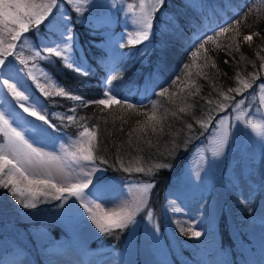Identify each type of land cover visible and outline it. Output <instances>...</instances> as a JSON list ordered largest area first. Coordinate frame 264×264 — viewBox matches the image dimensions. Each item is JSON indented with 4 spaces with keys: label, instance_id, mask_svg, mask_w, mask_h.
Here are the masks:
<instances>
[{
    "label": "trees",
    "instance_id": "trees-1",
    "mask_svg": "<svg viewBox=\"0 0 264 264\" xmlns=\"http://www.w3.org/2000/svg\"><path fill=\"white\" fill-rule=\"evenodd\" d=\"M92 1L89 0L83 16L80 17L86 21L83 24L76 23L78 14L74 11L73 5L68 4L67 0L64 4L71 14L75 35L79 40L78 56L84 60L83 66L88 68L90 74L74 72L64 67L61 60L56 57L51 58L55 61L54 65L40 63L44 64L57 81L71 86L87 100L99 97L105 86V78L114 76L113 84L119 86V92L126 95L131 102L142 103L144 105L142 112L151 113L152 101H156L158 115L163 114L167 108L170 112H177L180 119L169 113L164 122L162 135L153 134L151 130H148L147 135L138 141L137 138L141 134L136 132L132 134L131 146H129V132L137 127L136 121L145 120V116L132 114L128 122L122 124L120 117L125 114L115 106L104 108L103 112L96 106L79 109L78 116L92 118L86 121L89 126L97 122V117L103 116L108 121L107 124L101 121L98 131L101 132L102 139L105 141V150L99 154L104 155L109 160V164L100 165L97 160V166L104 168L105 171H100L96 179L114 182L116 188L150 181L154 187L148 196L146 208L137 215L136 222L129 224L127 228L116 230L112 234L97 232L80 245L76 231L80 230L83 224L81 221L88 216L87 212L66 210L67 204L63 208L57 207L60 201L55 200L50 203H38L36 208H24L16 202L8 189L0 188V264H54V259L66 261L67 264H109L122 255L130 242L134 247L131 264H142L138 250L142 229L146 223L150 227V237L154 243L161 244L169 264H202V259L198 260L194 255L195 250H201L200 241L193 237L191 232L181 234L177 221L181 223L185 221L174 217L170 210L166 209V204L172 184L174 182L177 184L180 166L195 149L205 148L207 135L215 127V122L220 117L229 115L235 106L234 101H223L218 93H228L229 88L240 87L237 82V73H239V79H248L250 73H258L259 79L253 85V89L243 93L245 106L242 108L250 112L255 108L253 105H257V91L259 85L264 82V71L259 70L260 57L264 56V51H261L264 49V38L254 36L252 42H244L243 35L254 31L264 34V0H251V2L249 0H200L198 6L188 0H165L164 6L160 9L162 13L158 14L160 10L155 13L149 40L135 46L125 42L115 49L117 51L115 55L112 51L108 52L103 28H97L89 23L88 15L95 12ZM237 11L241 15L244 13L248 15L239 26L240 35L236 37L235 43L230 39L234 32H229L217 38V43L224 45V48L216 50L215 44L206 45L210 49L207 55L212 59L207 67H201L205 63V54L202 52L200 56L192 58L191 51L196 49L192 48L189 51L194 34H212L211 30H218L219 25L227 26V22L234 19ZM27 35L29 50H25V55L29 56L31 47L39 44L43 39L44 26L41 25L39 39L31 31ZM147 43L151 49L146 62L138 64L134 60L135 54ZM228 44H232L233 47L231 54L228 53ZM237 44L240 47L239 52L234 50ZM225 60L229 63H224ZM211 63H215L220 72L212 68ZM185 64L189 67L184 68ZM18 66L23 67L19 64ZM198 72L207 73V78L198 76ZM188 73L191 75H187ZM177 76H180V80H176ZM144 80L148 83L149 89L146 96L138 100L137 92L141 90ZM173 81L176 83L173 84ZM196 85H199V92L188 96L190 90L196 91ZM164 87H169V93L165 97L158 96L157 94ZM33 88L41 99H45L35 89V85ZM181 88L184 89L183 92L180 91ZM173 92L177 94L175 97L171 96ZM250 93L254 94L250 95ZM228 94L234 96L235 100L241 99V96L236 95L235 92ZM169 98L175 103L170 102ZM56 99L61 98L56 97ZM207 100L222 102L229 106L225 111H220L216 103L209 105ZM72 103L65 99L62 101L63 107L50 105V109L56 113H66L67 107ZM186 105H192L188 109L191 114L179 113L178 108ZM210 115L214 117L212 123L208 124L206 129L201 128L197 121H206ZM113 122L115 129H113ZM52 123L58 126L55 131L49 129L52 133L49 139L54 142L63 137H76L78 131L82 130L76 124L65 127L67 121L62 124L55 117L52 118ZM187 123L193 125V131L191 140L185 144L183 141L186 138L185 133L188 132ZM105 128L113 129V135L109 136L104 131ZM121 128H123L122 132L119 131ZM177 133H179L178 136ZM173 139H176L179 144L178 150L174 153L170 151ZM149 140L151 147H148L146 143ZM117 145L120 146V154L126 168L143 166L147 169L157 162L168 163L171 167L160 170L153 168L154 175L135 171L126 172L119 165L113 167L116 161ZM137 160L139 164L136 163ZM41 199L44 198L41 197ZM235 206V204L223 202L216 220L214 236L217 239L219 256L223 257L219 264H264V257L256 253L245 232L241 231L239 218L241 213ZM149 211L151 217L147 215ZM227 212L231 214V223L236 226L239 242L249 254L248 261L245 260L246 257L229 232ZM171 241L175 242L176 251L172 248ZM74 254H77L76 261Z\"/></svg>",
    "mask_w": 264,
    "mask_h": 264
},
{
    "label": "snow or ice",
    "instance_id": "snow-or-ice-1",
    "mask_svg": "<svg viewBox=\"0 0 264 264\" xmlns=\"http://www.w3.org/2000/svg\"><path fill=\"white\" fill-rule=\"evenodd\" d=\"M88 2L89 0H67V3L73 5L74 11L78 14L76 23L83 24L86 22L80 17L83 16ZM64 4L65 0H0V137H2L0 140V188L8 189L16 202L24 208H36L38 203H50L55 200L60 201L57 207L63 208L67 204L68 209L66 210L78 211L75 206V202L78 201L80 207L88 213V219L100 233L112 234L116 230H123L129 224L136 222L137 215L146 208L148 196L154 185L150 181L130 185L139 189V195H134L131 200H126L118 208L106 210V207L102 206L103 201L97 195L101 188H97L93 184V177L97 172L105 171L104 168L97 166V160L100 165L109 164V160L104 155L99 154L105 150V141L102 139L101 132L98 131L100 122L107 124L108 121L103 116L97 117V122L89 126L86 121L92 118L78 116V110L96 106L103 112L104 108L115 106L116 109L125 114L120 117L122 124L127 123L132 114L145 116L146 119L137 120V127L129 132V146H131L133 133L139 132L141 134L137 138L138 141L147 135L148 130H151L153 134L162 135L164 122L169 113L177 119L180 117L177 112H170L167 108L163 114L158 115L156 101H152L151 113L142 112L141 109L144 105L131 102L126 95L121 94L118 90L119 86L113 84L114 76L105 78V86L101 95L92 100L85 99L71 86L63 85L57 81L54 75L40 62L54 65L55 61L51 58L56 57L61 60L64 67L79 74H90L88 68L83 66L84 60L78 56L80 52L79 40L75 35L71 14L64 7ZM164 4L165 0H139L135 6L133 4L127 5L130 12H133L134 7L138 8V12H133L132 18L136 30H130L127 34L128 45L135 46L149 40L155 13ZM244 6L247 7V5ZM247 15L248 13L241 15L237 11L234 19L227 22V26L219 25L218 30H211L212 34H194L192 43L189 45V51L192 48L196 50L191 51V57L196 58L203 52L205 63L201 67H207L212 58L207 55L210 49L206 45L215 44L216 50L224 48V45L217 43V38L229 32H234L230 39L235 43L236 37L240 35L239 26ZM41 25L44 26L45 35L39 44L31 47V54L26 56L25 50H29V36L27 34L31 31L39 39ZM254 36L264 38V34L254 31L243 35V41L252 42ZM121 39L123 40L124 37ZM146 47L147 45H145ZM227 49L228 53L231 54L233 51L232 44H228ZM234 50L240 51L238 44ZM143 54L141 52V55ZM10 57L12 59H9ZM260 60L259 70L264 71V56H261ZM17 62L23 67H19ZM30 62L31 66L29 67ZM224 63L227 64L229 61L225 60ZM188 67V64L184 65V68ZM211 67L220 72L215 63H211ZM187 75L190 76L191 74L188 73ZM197 75L204 78L208 76L204 72H198ZM224 75L227 74L224 73ZM257 79H259L257 72L250 73L248 79H239V73H237V82L240 87L229 88L228 93L235 92L236 95L241 96L240 100H235L234 96L225 92L218 94L223 98V101H234L233 112L236 113L234 119L244 122L246 128L250 127L257 136L264 140V116L246 113L242 108L245 106L243 93L253 89ZM176 80H180V76H177ZM172 83L175 84L176 81ZM33 85L45 99H41V96L36 94ZM195 88L196 91L190 90L188 96L199 92V85H196ZM259 88L262 96H264V82L259 85ZM180 91L183 92L184 89L181 88ZM168 93L169 87H164L157 95L165 97ZM252 94L254 93H250V95ZM176 95L175 92L171 94L172 97ZM56 97L61 99L57 100ZM65 99L73 102L67 107L66 113H56L50 109V105L63 107L62 101ZM169 99L170 102L175 103L174 100ZM201 99L204 98L201 97ZM206 102L209 105L216 103L213 100ZM228 106L222 102L216 103V107L220 111H225ZM191 107L192 105L181 106L178 111L179 113L191 114L188 112ZM253 107L256 106L253 105ZM248 116L254 118L248 119ZM53 117L59 119L62 124L67 121L65 127L76 124L82 129L78 131V136L73 139L68 148L62 146L63 156L54 154L52 151H46L42 143L46 137L52 135L49 129L55 131L58 128L52 123ZM213 119L214 117L210 115L206 121L198 120L197 123L200 124L201 128L206 129ZM220 125H224V127L222 138L218 141V147L223 146L229 131V126L225 124V118L218 121L217 126ZM169 127L171 126L169 125ZM186 127L188 132L185 133L186 138L183 141L185 144L192 138L193 125L187 123ZM113 129H115L114 122ZM113 129L105 128L104 131L111 136ZM119 131L122 132L123 128ZM178 135L179 133H177ZM146 143L148 147L152 146L150 140ZM73 148L74 151L71 150ZM178 148L179 144L176 139H173L170 151L174 153ZM212 154L216 156L217 151H213ZM69 156L71 157L70 160L68 159ZM136 163L139 164V160ZM116 165H119L126 172L135 171L146 175H154L153 168L160 170L171 167L168 163L157 162L147 169L143 166L126 168L119 145H117L116 161L112 166L115 167ZM76 168L79 169L78 172L69 171V169ZM72 198L75 199L73 203L69 204ZM147 215L151 217V212L149 211ZM177 226L181 234L191 232L193 237L201 236V232L193 231V226L187 221L183 223L177 221Z\"/></svg>",
    "mask_w": 264,
    "mask_h": 264
},
{
    "label": "rangeland",
    "instance_id": "rangeland-1",
    "mask_svg": "<svg viewBox=\"0 0 264 264\" xmlns=\"http://www.w3.org/2000/svg\"><path fill=\"white\" fill-rule=\"evenodd\" d=\"M188 1L197 6L200 2V0ZM91 3L95 12L88 15L89 21L95 27L103 28L108 52L112 51L115 55L114 53L117 52L115 49L127 42L128 32L136 30L132 18L133 12H138V8L134 7L133 12H130L127 5L135 6L139 0H93ZM161 13L160 10L158 14ZM118 26L119 28H116ZM121 37L124 39L122 40ZM145 45H147L146 48ZM145 45L135 54L134 60L138 64L146 62L151 49L148 43ZM141 52L144 54L141 55ZM148 89L149 85L144 80L141 90L137 92V99L140 100L146 96ZM257 94L256 107L250 112L243 110L246 113L264 116V96L260 88ZM235 115L232 109L229 115L220 117L207 135L205 148L195 149L180 166L177 184L175 182L172 184L166 204V209H169L174 217L187 221L193 226V231L201 232V236L196 237L200 241L201 250H195L194 255L198 260L202 259V264H219L223 259L217 251V239L214 236L216 220L223 202L236 205V210L241 213L239 216L241 231L245 232L256 253L264 257V140L257 136L250 127L246 128L244 122L236 121ZM221 118H225L229 131L223 146L218 147L224 127V125L217 126ZM253 118V116H248V119ZM68 137L60 138L56 142L46 137L42 143L46 151L63 156L62 146L68 148L75 138ZM213 151H217L216 156H213ZM68 159L70 160L71 157L69 156ZM69 171L78 172L79 169H69ZM99 173L94 175L93 184L101 188L97 195L103 201L102 206L106 207V210L118 208L126 200H131L134 195H139L137 187L127 185L116 188L114 182L97 180ZM74 199L72 198L69 204L73 203ZM75 206L78 211L73 210L74 212L84 211L78 201L75 202ZM227 215L229 232L236 241L237 247L246 257L245 260L248 261L249 254L239 242L236 226L231 223V214L227 212ZM81 222L83 224L76 232L79 236V244L83 245L99 230L88 219V216ZM149 234L150 227L146 223L142 229L138 250L142 264H169L167 254L161 244L154 243ZM171 245L176 251L177 246L174 241H171ZM133 254L134 247L130 242L122 255L109 264H131ZM73 257L76 261L77 254ZM53 263L67 264L66 261L59 259H54Z\"/></svg>",
    "mask_w": 264,
    "mask_h": 264
}]
</instances>
